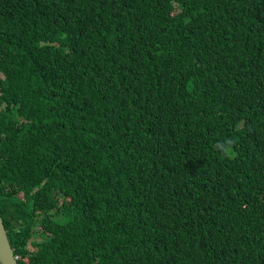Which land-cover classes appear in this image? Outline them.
<instances>
[{"label":"trees","instance_id":"16d2710c","mask_svg":"<svg viewBox=\"0 0 264 264\" xmlns=\"http://www.w3.org/2000/svg\"><path fill=\"white\" fill-rule=\"evenodd\" d=\"M0 218L17 264H264V0H0Z\"/></svg>","mask_w":264,"mask_h":264},{"label":"water","instance_id":"95a60500","mask_svg":"<svg viewBox=\"0 0 264 264\" xmlns=\"http://www.w3.org/2000/svg\"><path fill=\"white\" fill-rule=\"evenodd\" d=\"M0 264H17V257L10 246L2 218H0Z\"/></svg>","mask_w":264,"mask_h":264},{"label":"clouds","instance_id":"9594fccd","mask_svg":"<svg viewBox=\"0 0 264 264\" xmlns=\"http://www.w3.org/2000/svg\"><path fill=\"white\" fill-rule=\"evenodd\" d=\"M234 144H235V140L229 138L217 142L215 148L217 149V151L221 152L223 156L227 158H232L235 156V152L233 151Z\"/></svg>","mask_w":264,"mask_h":264},{"label":"rangeland","instance_id":"374dc122","mask_svg":"<svg viewBox=\"0 0 264 264\" xmlns=\"http://www.w3.org/2000/svg\"><path fill=\"white\" fill-rule=\"evenodd\" d=\"M37 238H38V239L40 238L39 235H36V236H35V240H36ZM31 249H33V248H31Z\"/></svg>","mask_w":264,"mask_h":264}]
</instances>
